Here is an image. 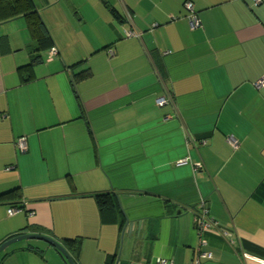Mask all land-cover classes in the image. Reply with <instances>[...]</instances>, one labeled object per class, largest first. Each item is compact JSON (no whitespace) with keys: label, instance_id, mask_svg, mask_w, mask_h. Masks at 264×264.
<instances>
[{"label":"crops","instance_id":"0c3cea01","mask_svg":"<svg viewBox=\"0 0 264 264\" xmlns=\"http://www.w3.org/2000/svg\"><path fill=\"white\" fill-rule=\"evenodd\" d=\"M36 4L56 55L40 52L27 83L17 68L35 42L25 22L0 24V194L20 189L0 201V244L41 234L75 264H193L199 248L211 258L198 264H264V0ZM97 193L119 213L100 212ZM13 202L24 209L8 214ZM201 203L217 229L199 237ZM0 264L66 263L30 239Z\"/></svg>","mask_w":264,"mask_h":264},{"label":"trees","instance_id":"16d2710c","mask_svg":"<svg viewBox=\"0 0 264 264\" xmlns=\"http://www.w3.org/2000/svg\"><path fill=\"white\" fill-rule=\"evenodd\" d=\"M39 8L36 4V0H0V24L5 23L11 20H15L18 18L24 19L27 30L29 31L31 37L35 42V50L32 52L31 62L25 66L17 68L19 73L20 81L22 83H27L31 80V71L32 68L37 65L41 61V53L43 51H48L53 47V40L48 33L40 15ZM114 12V11H113ZM88 77L87 71H82L76 75L78 80L86 79ZM75 80V78H74ZM190 165V161H187V164ZM20 189L16 188L11 191L0 194V201H13L19 198ZM95 201L96 206L98 207L100 212H110L118 214V206L114 202L115 196L109 193H97L90 195ZM20 203H11L12 207L19 211H22L23 206L16 205ZM66 243L71 246L75 251V257L78 256V252L80 250V241L76 239H68ZM57 250V249H56ZM58 254L63 258L61 253L57 250ZM72 259V258H71ZM64 260V258H63ZM75 264V258L72 259ZM65 262V260H64ZM66 263V262H65ZM67 264V263H66Z\"/></svg>","mask_w":264,"mask_h":264},{"label":"built area","instance_id":"2783aa9c","mask_svg":"<svg viewBox=\"0 0 264 264\" xmlns=\"http://www.w3.org/2000/svg\"><path fill=\"white\" fill-rule=\"evenodd\" d=\"M186 8L188 9L189 13V23H190V27L191 28H199L201 26L200 24V19L198 17V13H195L193 6L191 3H187L186 4ZM125 36L127 38H131V37H136L137 35L128 30L125 31ZM56 55V49L55 48H51L49 51V56L52 57ZM255 88L259 89L262 88L264 86V78L259 79L256 83H254ZM156 105L161 107L164 106L165 104H167L168 99L164 98V97H159L156 99ZM228 144L232 147L235 148L236 147V142L233 138H228L227 140ZM26 140L24 137H19L15 140V146L16 148L22 152L25 150L26 148ZM188 159H184L181 161H178L176 163L177 166H182L187 164ZM8 214H15L17 212H19V210L15 209V208H10L8 209ZM207 215V209L204 207L203 203H201V210L199 212V214H196L194 216V226H195V231L197 233V235L200 237L203 233L209 231V230H216V225L208 219ZM205 244V241L202 240L201 238H199V246H202ZM196 259L194 260L193 264H198V259L199 258H205V259H210L211 256L210 254L207 253H203L200 251V248L197 249V254H196ZM155 264H171L170 262L164 261V260H158Z\"/></svg>","mask_w":264,"mask_h":264},{"label":"water","instance_id":"95a60500","mask_svg":"<svg viewBox=\"0 0 264 264\" xmlns=\"http://www.w3.org/2000/svg\"><path fill=\"white\" fill-rule=\"evenodd\" d=\"M127 224H125L126 226ZM39 240V241H43L49 245H51L52 247H54L55 249H57L61 255L63 256L65 262L67 264H74L70 255L68 254V252L58 243L56 242L54 239L48 237V236H44L41 234H22L20 236H16L14 238H11L5 242H3L2 244H0V253L2 251H4L7 247H9V245L23 241V240ZM118 257V256H117Z\"/></svg>","mask_w":264,"mask_h":264},{"label":"rangeland","instance_id":"374dc122","mask_svg":"<svg viewBox=\"0 0 264 264\" xmlns=\"http://www.w3.org/2000/svg\"><path fill=\"white\" fill-rule=\"evenodd\" d=\"M66 1V0H65ZM68 1V4H76L74 7H77L79 10L80 13H82L83 15V10L85 11V9H89L93 3L95 2H98L99 0H67ZM61 6H65V8L67 9L68 8V5L65 4L64 2H61ZM56 9L59 11V10H63L62 8H58L56 7ZM57 11V12H58ZM67 13L69 14V9H67ZM85 17V16H84ZM41 19L43 20L42 16H41ZM44 23V22H43ZM54 23V26H55V22ZM14 25H12L11 27H15V30L17 32H20L19 30L23 29L24 28V19L22 18H18V20H15ZM10 32H13V29H9ZM91 32L87 31L86 32V35L90 34ZM94 34L92 33L91 37L93 36ZM2 77L0 76V79ZM2 84V82L0 83V85Z\"/></svg>","mask_w":264,"mask_h":264}]
</instances>
